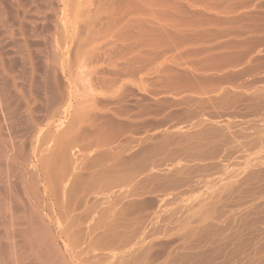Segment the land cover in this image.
<instances>
[{"label": "rangeland", "instance_id": "1", "mask_svg": "<svg viewBox=\"0 0 264 264\" xmlns=\"http://www.w3.org/2000/svg\"><path fill=\"white\" fill-rule=\"evenodd\" d=\"M70 1L0 0V133L46 157L49 241L264 264V0Z\"/></svg>", "mask_w": 264, "mask_h": 264}, {"label": "bare ground", "instance_id": "2", "mask_svg": "<svg viewBox=\"0 0 264 264\" xmlns=\"http://www.w3.org/2000/svg\"><path fill=\"white\" fill-rule=\"evenodd\" d=\"M6 145L0 133V264H80L72 254L64 257L49 241L54 225L45 221L52 222L53 207L49 198H37L39 187L48 185L42 168L46 157L38 142L23 152L25 156L14 143L10 148Z\"/></svg>", "mask_w": 264, "mask_h": 264}]
</instances>
